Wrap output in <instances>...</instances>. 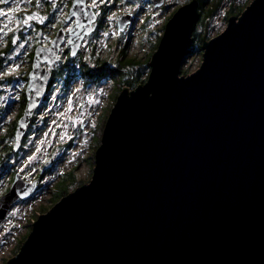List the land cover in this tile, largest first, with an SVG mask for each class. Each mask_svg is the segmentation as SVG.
<instances>
[{"label": "water", "instance_id": "1", "mask_svg": "<svg viewBox=\"0 0 264 264\" xmlns=\"http://www.w3.org/2000/svg\"><path fill=\"white\" fill-rule=\"evenodd\" d=\"M199 19V0L173 13L148 79L111 109L91 180L40 214L6 264H264V0L210 39L205 23L203 61L183 75ZM49 78L29 90L17 148ZM39 187L18 176L0 222Z\"/></svg>", "mask_w": 264, "mask_h": 264}, {"label": "rangeland", "instance_id": "2", "mask_svg": "<svg viewBox=\"0 0 264 264\" xmlns=\"http://www.w3.org/2000/svg\"><path fill=\"white\" fill-rule=\"evenodd\" d=\"M108 1L107 19L95 41L86 42L82 66L78 63L70 70L67 74L69 83L64 87L60 84L54 86L48 102L35 114L18 167L22 177H38L42 186L31 199L16 207L15 218L11 220L15 228L8 224L0 229V264H6L20 250L32 222L57 202L53 197L73 191L91 180L96 150L115 104L116 92L120 93L132 81L137 82L136 87L140 80H145L166 23L181 5L190 0H164L161 7L155 6L152 0ZM214 1L199 0L201 17L193 32L189 53L184 58L183 75L195 71L203 61L205 23L206 39H210L226 28L230 15L241 14L234 7L246 3V0H220L214 13L207 17ZM122 12L135 15L131 27L125 31L117 30L114 24L115 16ZM13 64L15 62L9 63L10 66ZM5 124L6 119L3 127ZM52 157L55 159L53 165L42 172L43 164ZM6 186L4 180L0 183V190Z\"/></svg>", "mask_w": 264, "mask_h": 264}, {"label": "flooded vegetation", "instance_id": "3", "mask_svg": "<svg viewBox=\"0 0 264 264\" xmlns=\"http://www.w3.org/2000/svg\"><path fill=\"white\" fill-rule=\"evenodd\" d=\"M152 2L155 5L153 0ZM91 3L92 0H83L80 4L75 0H40L38 5L33 0L32 3L21 2L19 6L17 0L0 3V10L7 14L0 16V29H3L0 31V183L7 181L6 188L0 190V197L11 189L18 176L22 177L18 167L20 155L25 149L35 114L48 102L54 86L60 84L59 86L64 87L69 83L67 74L70 70L75 69L78 63L82 66L86 42L95 41L104 20L107 19L110 2L104 0L100 3V0H97L96 8H90ZM97 12L99 15L92 20V15ZM125 14L133 13L122 12L118 17L115 16L114 24L117 30L125 31L131 27V22L123 28L120 26V20ZM29 15H34L36 18L29 20L27 24L23 23ZM85 18L89 26H93L94 29L82 34L80 39L84 29L76 26H79L80 22L83 23ZM79 39L80 42L76 45ZM21 44L23 47H20ZM11 62H15V65L10 66ZM32 71H35L34 78ZM48 76L50 80L45 98L36 108L22 142L17 148V128L29 100V90L37 86L36 77L44 80ZM5 119L6 124L3 127ZM46 163L43 164L42 172L47 170H44ZM23 178L27 181L38 180L39 185L42 186V181L38 177L26 179L23 176ZM29 199L31 198H20L11 204L0 222V229L8 224H11V227L15 225L11 220L15 218L16 207L22 201L26 202ZM33 223L34 221L29 227L30 231ZM16 226L19 227L17 223Z\"/></svg>", "mask_w": 264, "mask_h": 264}, {"label": "snow or ice", "instance_id": "4", "mask_svg": "<svg viewBox=\"0 0 264 264\" xmlns=\"http://www.w3.org/2000/svg\"><path fill=\"white\" fill-rule=\"evenodd\" d=\"M3 2H6V0H0V3H3ZM21 2H24V3H32L33 0H17V6H19V3H21ZM75 2L77 4H80V3H83V0H75ZM103 2H104V0H100V3H103ZM35 3L38 5L40 3V0H35ZM89 7L90 8H96V7H98L97 0H92V3H91V5H89ZM5 15H7V14L5 12H3L2 10H0V16H5ZM85 15H87V13H85ZM98 15H99L98 12L97 13H94L92 15V20H94L95 17L98 16ZM35 18L36 17L34 15H29V16H27L26 19H24L23 23L27 24L29 20H32V19H35ZM41 22H43V21L41 20ZM5 27H7V25H5ZM0 31H3V29H0ZM105 35H107V33H105ZM13 43H15V40H13ZM20 47H23V45L21 44ZM95 102L96 103H99V101H95ZM93 127H95V125H93ZM63 138L64 137L61 136V139H63Z\"/></svg>", "mask_w": 264, "mask_h": 264}, {"label": "trees", "instance_id": "5", "mask_svg": "<svg viewBox=\"0 0 264 264\" xmlns=\"http://www.w3.org/2000/svg\"><path fill=\"white\" fill-rule=\"evenodd\" d=\"M250 0H246V3L243 5V4H240L239 6H235L234 7V9H237L238 10V12H242L245 8V6H247L248 5V2H249ZM219 2H220V0H215L214 2H213V6H212V8L210 7L209 8V13H208V15H207V17H210L211 16V14H213L214 13V11H215V9H216V7L218 6V4H219ZM247 4V5H246ZM237 12V13H238ZM231 16V15H230ZM200 17H201V15H200ZM190 50V49H189ZM182 72V71H181ZM148 79V76L147 77H145V80H140V82L138 83V84H140V83H144L146 80ZM136 81H132L129 85L130 86H128V85H125L124 87H123V90L124 89H134L133 87H135V85H136ZM116 85H117V83H116ZM116 87V86H115ZM120 88V87H119ZM118 88V89H119ZM122 90V91H123ZM121 91V92H122ZM116 94H117V96L115 97V101H116V99H117V97H118V95L120 94L118 91L116 92ZM115 103V102H114ZM58 193V192H57ZM68 192H65V193H63V194H61L60 193V195H57V197H53L54 198V200L55 201H58L62 196H64L65 194H67ZM29 231H30V229H29Z\"/></svg>", "mask_w": 264, "mask_h": 264}, {"label": "bare ground", "instance_id": "6", "mask_svg": "<svg viewBox=\"0 0 264 264\" xmlns=\"http://www.w3.org/2000/svg\"><path fill=\"white\" fill-rule=\"evenodd\" d=\"M149 75V74H148ZM6 193V192H5Z\"/></svg>", "mask_w": 264, "mask_h": 264}]
</instances>
